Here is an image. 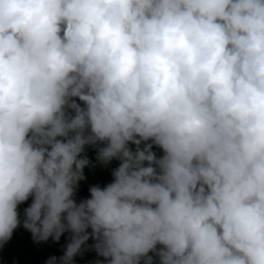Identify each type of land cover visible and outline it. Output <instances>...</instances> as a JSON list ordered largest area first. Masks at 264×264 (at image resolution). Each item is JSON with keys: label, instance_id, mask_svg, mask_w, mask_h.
<instances>
[{"label": "clouds", "instance_id": "1", "mask_svg": "<svg viewBox=\"0 0 264 264\" xmlns=\"http://www.w3.org/2000/svg\"><path fill=\"white\" fill-rule=\"evenodd\" d=\"M86 146L119 164L77 202ZM21 223L70 233L45 264H264V0H0V247Z\"/></svg>", "mask_w": 264, "mask_h": 264}, {"label": "trees", "instance_id": "2", "mask_svg": "<svg viewBox=\"0 0 264 264\" xmlns=\"http://www.w3.org/2000/svg\"><path fill=\"white\" fill-rule=\"evenodd\" d=\"M85 151L90 159V164L84 169L86 179L80 182L77 189V202L90 196L89 187L92 184H99L103 187L111 182L113 179L112 170L119 164V161L115 159L112 162L101 165L96 160V148L86 146ZM153 151L157 156L163 154V152L160 151V148L156 146H153ZM30 203L31 197L29 200L19 205L21 217H23L24 214L23 210ZM69 236L70 233L65 232L62 234L59 241H54L50 237L47 241L36 242L34 241L31 232L25 229L21 223V225L14 230L11 239L0 247V264H45V261L49 256L55 255L59 257L63 255L66 245L69 242ZM92 243L93 241L91 239L87 242L88 245H91ZM158 247H160V245H158ZM98 258L103 259V257L97 256L94 249L88 248L87 250H84L82 254H78L74 258V261L75 264H94L95 260ZM156 264H158V259L156 260Z\"/></svg>", "mask_w": 264, "mask_h": 264}]
</instances>
